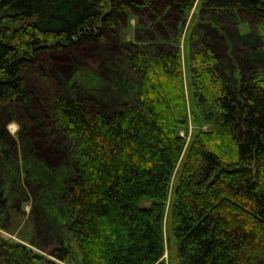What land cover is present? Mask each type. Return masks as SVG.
Segmentation results:
<instances>
[{"label":"trees","instance_id":"1","mask_svg":"<svg viewBox=\"0 0 264 264\" xmlns=\"http://www.w3.org/2000/svg\"><path fill=\"white\" fill-rule=\"evenodd\" d=\"M193 1L167 4L185 17ZM203 2L216 19L224 13L250 19L255 31L239 38L253 55L264 52V0ZM159 5L158 0H0V109L34 103L24 69L38 52L102 47L124 17ZM254 34L258 42L250 40ZM198 47L190 63L192 88L209 126L193 133L176 174L185 143L179 129L187 128L189 118L178 45L157 47L152 54L138 43L124 46V68L138 77L125 82L127 92L138 90L122 108L78 97L73 81L86 89L109 87L82 66L48 98L38 94L41 116L63 139L68 163L52 168L25 152L20 173L27 189L41 182L45 191L38 206L48 219L61 214L59 207L64 217L69 213L66 228L79 252L75 259L66 243L51 251L58 261L45 264H167L163 255L166 240L171 251L170 237L174 264H264V67L245 64L233 77L220 68L221 55L210 44ZM191 116L197 120L195 111ZM9 134L0 119L3 159L10 155L4 144ZM31 155L35 161L28 166L25 157ZM2 171L0 212L7 191ZM1 246L14 264L44 260L19 242Z\"/></svg>","mask_w":264,"mask_h":264},{"label":"rangeland","instance_id":"2","mask_svg":"<svg viewBox=\"0 0 264 264\" xmlns=\"http://www.w3.org/2000/svg\"><path fill=\"white\" fill-rule=\"evenodd\" d=\"M158 1L160 5L157 9L151 10L144 7L124 17L116 34H108L102 47L97 44H85L66 50L41 51L35 55L32 62L26 65L24 77L35 97L34 103L29 106L7 103L0 109V119L10 132L9 136L4 139L10 155L4 159L0 155V169L4 170L2 176L4 185L7 184V191H4L6 201L0 212V246L4 241L22 243L44 256V262H38V264H45V261L51 259L58 261L51 251L66 243L71 247L75 259L79 257L74 240L66 228L70 220L69 213L64 217L59 207L61 214L56 213L58 216L55 215L52 220L48 219L47 212L42 211V208L38 206L39 199L42 198L40 194L45 191L41 189V182H33L27 189L25 177L20 173L19 165L21 162L24 166L21 159L25 152L40 157L46 165L52 168L68 163V153L61 148L64 144L63 139L51 133L50 125L46 124L41 116V103L37 97L39 93L48 98L51 92L59 90V87L73 76L76 68L82 66L90 78L95 76L98 82L99 78L103 79L104 83L109 85L107 87L109 90L102 87L100 93L99 84L86 89L73 81L72 85H76L78 97L92 98L95 102L102 100L110 105L111 109L116 106L120 107L119 105L122 108L124 104H128L127 100L130 99V95H137L138 90L136 88L134 92L132 90L127 92L128 87L125 82H134L138 77L124 68L122 61L125 56L124 46L132 42L138 43L149 54H152L157 47L178 45L182 58L189 118L187 128L179 129V133L185 136V143L180 155L181 159L178 160L175 169L176 174L193 133L197 129L209 126V121L203 117V109L197 105L196 91L192 88L194 82V75L190 72L192 52L199 48V44L207 42L221 55L220 68L233 77L240 73L241 66L245 64L253 66L257 64V67H264V52L262 54L257 52L258 55H253L255 52H250L249 48L242 45L243 42L239 38L242 37L241 34H250L251 31H255L250 19L234 13L230 15L224 13L216 19L205 8L204 0H194L184 17V14L167 4L169 0ZM192 34L196 37L193 38ZM252 39L258 42L255 34L251 35L250 40ZM252 55L253 58L250 59ZM191 111L197 113L196 121L192 119ZM24 113H28L26 115L28 117L24 116ZM29 113L36 114V119H31ZM19 115L23 117L20 118ZM41 132L47 134L45 139L34 137ZM22 134H24L23 138H19ZM31 157L32 155L26 156L24 164L31 166L35 161ZM34 197L37 199L35 204H33ZM168 217L164 219L165 237L170 235ZM60 218H62L61 221ZM168 245L166 240L163 258L167 264H174L176 262L175 242L172 237H170V252ZM0 264H14L3 253L2 246L0 247Z\"/></svg>","mask_w":264,"mask_h":264}]
</instances>
